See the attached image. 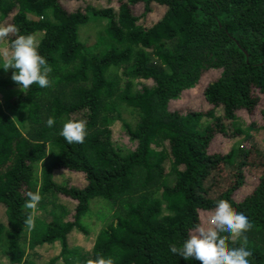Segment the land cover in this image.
<instances>
[{"label":"trees","instance_id":"trees-1","mask_svg":"<svg viewBox=\"0 0 264 264\" xmlns=\"http://www.w3.org/2000/svg\"><path fill=\"white\" fill-rule=\"evenodd\" d=\"M62 1L0 0V26L19 29L4 40L9 54L17 36L42 33L40 53L51 67L50 87L34 84L12 103L0 101V264H95L98 256L201 264L169 245L187 239L199 212L221 199L252 225L225 237L227 246L243 245L250 264H264V103L261 122L238 115L264 98V0H92L76 8ZM92 21L106 27L90 46L79 32ZM5 65L0 57V92L19 89ZM212 72L208 110L170 108ZM70 119L86 122L83 144L60 135ZM116 126L127 144L113 140ZM222 137L246 145L214 151ZM60 170L83 174L86 185L56 182ZM212 175L223 178L209 187ZM248 175L258 184L238 203L233 196ZM29 191L41 196L31 228ZM61 197L75 204L59 207ZM92 216L106 225L92 227ZM76 233L87 241L74 245Z\"/></svg>","mask_w":264,"mask_h":264},{"label":"clouds","instance_id":"clouds-1","mask_svg":"<svg viewBox=\"0 0 264 264\" xmlns=\"http://www.w3.org/2000/svg\"><path fill=\"white\" fill-rule=\"evenodd\" d=\"M13 32H19V29L15 26H0V41L7 39ZM40 44L35 34L17 36L11 45V60L3 67L5 70L14 69L12 80L24 93H27L34 84L39 88L51 86L49 79L51 67L40 53ZM46 124L49 128L54 127L55 118L49 117ZM60 135L68 144H83L88 135L86 122L68 120L63 124ZM27 197L23 206L30 211L25 224L31 228L34 226L32 217L41 201V196L38 191H29ZM209 225L198 224L195 234L190 235L179 245L170 244V252L185 261L197 260L201 264H250L249 257L253 253L243 245L228 247L225 239V237L230 240L232 237L244 236L251 229L252 225L245 214L232 211L230 204L221 199L216 202ZM95 264H113V260L98 256Z\"/></svg>","mask_w":264,"mask_h":264},{"label":"rangeland","instance_id":"rangeland-1","mask_svg":"<svg viewBox=\"0 0 264 264\" xmlns=\"http://www.w3.org/2000/svg\"><path fill=\"white\" fill-rule=\"evenodd\" d=\"M64 3V5L68 8H76V7H86L89 3H93L92 0H87V3L80 1L79 3H75L74 1H68V0H63L62 1ZM96 5V4H95ZM98 5V4H97ZM102 7V5H99V8ZM105 27L106 25L98 22V21H92L91 23H89L88 25H86L84 28L82 27L79 34H80V38L82 41L86 42L87 44H89L90 46L95 44L103 35H105ZM37 39H41L42 38V33H38L36 34ZM7 42L6 41H0V57L2 58V60L4 61V63L7 65V62H9L11 60V54H9V51L7 49ZM5 65V66H6ZM6 72V77L9 79L12 77V73L14 71V69H8L5 70ZM218 76V74L216 72H212V73H207L205 74L201 80L199 81V83L197 84L196 87L192 88V89H188L186 91H184L181 94L180 99L178 100H173L170 103V108L172 110H181V111H186V110H197V109H206L208 110V105L205 101L204 98V89L205 87L208 86V84H210L211 82H213L215 80V78ZM21 92L20 89H15V88H11V89H6V91L4 92H0V101H2L3 103H7L10 102L12 103V99L16 98V96ZM264 103V98L261 101V106L257 107L252 113H248L245 110H241L238 112V115L241 116L243 119H245L246 121H248V123L251 122H261L262 118H261V111H262V105ZM220 111H217V114H219ZM256 135H258V137L263 138V135L261 133H257ZM113 140H115L116 144L120 145H125L128 143L127 137L123 134V132L121 131V127H114L113 130ZM220 141L218 143H216V145H214L213 150L214 151H220V150H224V151H229V149L232 146H245L246 145V141L243 140H238L236 142L231 141L228 138H220ZM249 173V172H248ZM260 174V171L258 172ZM223 178V175H218V176H214L212 175L210 177V179L207 181V185L209 187H214V185H217V182ZM54 179L56 182L60 183V184H65V185H77L79 187H84L86 185V180L83 174L81 173H76V174H71L70 172H67L65 170H60L58 172L55 173ZM171 181L175 180V175L171 176ZM258 184V178H254L253 175H248L247 177V184L242 187L241 189H239L238 191L235 192L233 198L236 202H242L247 196H249L252 193V189ZM57 206H67V207H71L73 204H75L74 202H72L70 199L68 198H64L61 197L57 200ZM98 206V203L95 204V207ZM100 206V205H99ZM2 213V211H1ZM213 211H208V212H199V217L196 219V221L198 222H194V224L192 226L189 227L187 234L190 236L192 234H195V228L198 224H203L205 226H210L209 225V220L210 217L212 216ZM101 223V226H105L106 223L100 220H98L95 216H92L91 219V224L93 225L92 227L95 226V224H98V222ZM99 230V229H98ZM87 241L83 238L80 237V234L76 233L74 234V236L71 238V241L73 242V244H79V241ZM78 241V242H77ZM58 244H60L59 242L56 243V245H52L50 247L47 248V252L50 256L57 254V252L59 251V246ZM28 254V252H27ZM2 261V259L0 258V262Z\"/></svg>","mask_w":264,"mask_h":264}]
</instances>
